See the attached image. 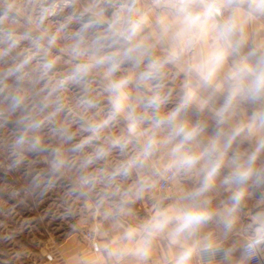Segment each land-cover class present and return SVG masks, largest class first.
<instances>
[{"label":"clouds","instance_id":"clouds-1","mask_svg":"<svg viewBox=\"0 0 264 264\" xmlns=\"http://www.w3.org/2000/svg\"><path fill=\"white\" fill-rule=\"evenodd\" d=\"M0 167L6 217L68 222L63 264H253L264 0H0Z\"/></svg>","mask_w":264,"mask_h":264},{"label":"rangeland","instance_id":"rangeland-1","mask_svg":"<svg viewBox=\"0 0 264 264\" xmlns=\"http://www.w3.org/2000/svg\"><path fill=\"white\" fill-rule=\"evenodd\" d=\"M24 180L23 172L0 167V189L19 187ZM61 194L62 191L58 190L54 195L49 194L46 199L49 202L58 200ZM4 199L7 204L0 205V221L7 223L10 228H20V232L9 239L7 230L0 227V260L6 259L13 250L23 248L27 253L23 264H61L58 258L64 252L62 245L69 236L68 222L53 216L42 207L43 200L17 205L11 218H8L5 215L7 206L15 201L9 200L6 195Z\"/></svg>","mask_w":264,"mask_h":264},{"label":"crops","instance_id":"crops-1","mask_svg":"<svg viewBox=\"0 0 264 264\" xmlns=\"http://www.w3.org/2000/svg\"><path fill=\"white\" fill-rule=\"evenodd\" d=\"M74 243H75L74 241H68V240L65 243H63L62 250L64 252L58 258V261H60L61 264H63V257L66 255L67 251L69 250V247ZM262 264H264V262Z\"/></svg>","mask_w":264,"mask_h":264},{"label":"built area","instance_id":"built-area-1","mask_svg":"<svg viewBox=\"0 0 264 264\" xmlns=\"http://www.w3.org/2000/svg\"><path fill=\"white\" fill-rule=\"evenodd\" d=\"M264 262V256H259L256 258V260L253 262V264H262Z\"/></svg>","mask_w":264,"mask_h":264}]
</instances>
